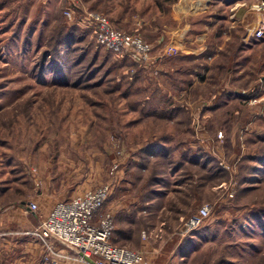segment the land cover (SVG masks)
Segmentation results:
<instances>
[{"label":"rangeland","instance_id":"1","mask_svg":"<svg viewBox=\"0 0 264 264\" xmlns=\"http://www.w3.org/2000/svg\"><path fill=\"white\" fill-rule=\"evenodd\" d=\"M256 3L0 0V209L109 187L101 214L115 231L130 209L158 256L172 239L179 264H264ZM88 13L140 39L147 58L108 49ZM114 245L145 263L135 242Z\"/></svg>","mask_w":264,"mask_h":264},{"label":"built area","instance_id":"2","mask_svg":"<svg viewBox=\"0 0 264 264\" xmlns=\"http://www.w3.org/2000/svg\"><path fill=\"white\" fill-rule=\"evenodd\" d=\"M253 11L260 15V19L252 36L262 39L264 0H257ZM87 19L94 26L100 42L108 49L120 51L135 48L143 59L147 58L149 48L140 39L133 40L129 36L115 32L109 20L100 14L88 13ZM109 193V187H103L59 201L38 226L27 234L35 241L43 243L46 250L51 253L55 243L63 244L81 264H142L141 253L117 247L112 243L113 217L109 212L101 214ZM28 210L36 214L39 209L35 203H29ZM209 211L208 206L201 209L199 216L193 217L191 222L198 225L209 215ZM143 237L146 235L143 234ZM50 264L59 263L51 261Z\"/></svg>","mask_w":264,"mask_h":264},{"label":"crops","instance_id":"3","mask_svg":"<svg viewBox=\"0 0 264 264\" xmlns=\"http://www.w3.org/2000/svg\"><path fill=\"white\" fill-rule=\"evenodd\" d=\"M74 193L75 192L72 191L71 195L73 196ZM69 194V191H67L64 194L59 195L63 198L60 199L61 197L55 194L41 193L36 196H32L29 199H24L25 202L21 203L22 205L20 206L1 205L2 209L0 210V264H50L51 261L58 262L59 264H81L74 258V254L69 251L63 244L55 243V246L53 245L54 251L51 253L46 250V246L43 243L35 241L32 237L27 234V232L34 230L38 226L41 220L47 216L49 211L57 202H59V200L63 201L73 198L72 196L67 197L68 199L64 198ZM159 194L162 195L163 192ZM35 201H51V204H36L39 210L38 213L34 214L28 210V204L34 203ZM145 211L147 216L144 217H155L159 213V210L158 212H150L149 210L145 209ZM124 213V222L121 224L116 223L115 231H113V244L114 241L122 242L125 244L135 242L137 246L139 245V248L143 247L147 255L145 257L144 264H176L177 261H179L177 263L179 264L181 263V261H183L180 255L177 256V254L172 251L176 248V245L175 241H173L171 238H169L171 239L169 241L170 250L158 256L159 253L156 254L155 251L157 250L156 246L151 245L152 241L143 240L141 238V234L145 229L142 228L139 232L133 231L131 225L134 226L136 221L133 219V214H131L132 212H130V209H125ZM161 213H163V211H161ZM150 225L152 224L148 222L147 226ZM180 244L181 243L179 242L178 246ZM45 258H47V260Z\"/></svg>","mask_w":264,"mask_h":264},{"label":"trees","instance_id":"4","mask_svg":"<svg viewBox=\"0 0 264 264\" xmlns=\"http://www.w3.org/2000/svg\"><path fill=\"white\" fill-rule=\"evenodd\" d=\"M155 179H158L157 177ZM113 243V242H112Z\"/></svg>","mask_w":264,"mask_h":264}]
</instances>
